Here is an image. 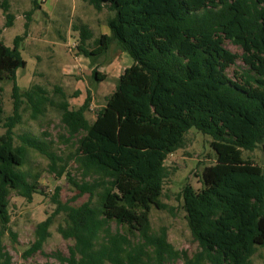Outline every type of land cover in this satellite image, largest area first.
Wrapping results in <instances>:
<instances>
[{
  "label": "trees",
  "instance_id": "obj_1",
  "mask_svg": "<svg viewBox=\"0 0 264 264\" xmlns=\"http://www.w3.org/2000/svg\"><path fill=\"white\" fill-rule=\"evenodd\" d=\"M97 11L108 7L111 35L104 34L89 51L92 30L81 24L76 46L92 61L105 55L113 41L134 64L120 76L105 107L90 122L91 97L73 109L60 87V102L49 99L41 85L22 91L17 72L27 66L22 55L23 36L8 47L1 38L0 72L13 82L14 115L0 120V264H12L3 245L11 228L10 197L16 192L32 202L45 194L40 174L23 171L31 149L46 156L59 178L67 174L78 191L79 206L63 203L60 189L52 196L55 212L36 228V241L24 253L29 258L42 251L59 214L66 216L58 232L74 244L69 255L55 253L62 264H251L264 248V167L244 151L260 148L264 154V0H88ZM5 27L15 15L7 0H0ZM29 19V17H28ZM28 27V24H27ZM232 41L243 54L229 51ZM241 58L246 69H228ZM97 81L105 77L93 71ZM26 104L33 118L48 105L61 115L69 140H75L74 158L83 171L80 182L65 170L45 142L30 134L19 137L20 110ZM195 128L212 138L213 165L202 172V187L183 188V208L199 249L192 255L168 241V230L154 232L153 208L163 209L161 197L170 155L184 146ZM96 199V201H94ZM112 224L116 225L113 229Z\"/></svg>",
  "mask_w": 264,
  "mask_h": 264
},
{
  "label": "rangeland",
  "instance_id": "obj_2",
  "mask_svg": "<svg viewBox=\"0 0 264 264\" xmlns=\"http://www.w3.org/2000/svg\"><path fill=\"white\" fill-rule=\"evenodd\" d=\"M7 1L11 5V13L15 15V22L12 27L4 28L6 18L0 10V29L3 31L1 38L12 48L17 36L24 37L22 55L27 61V66L17 72V82L21 90H28L32 85H41L47 90L48 98L57 105L60 96L56 87H60L66 93L73 109L80 108L90 95L87 118L93 122L115 91L120 76L126 68L134 64V60L116 41L111 43L105 55L94 62L91 58L79 54L76 46L80 39V29L77 27L86 24L92 30V39L87 43V49L91 51L99 37L104 34L111 35L108 20L114 13L108 7L97 11L88 0H48L45 4V0ZM225 46L232 53L242 56L243 49L232 41L227 40ZM246 68L239 58L237 65L228 69V74L234 79L236 72L241 73ZM94 70L103 74L105 80L97 81L93 75ZM14 102L10 75L0 72L1 121L14 115ZM56 105H48L44 114L33 118L31 110L24 104L20 110L22 122L16 128V144L20 143L19 137L25 133L45 142L63 165L67 162L65 170L71 173L75 181L80 182L83 179V171L80 164L71 158L76 153V143L75 140H69ZM4 133L5 129L1 123L0 136ZM211 142L210 136L195 128L189 130L184 146L170 155L165 162L170 175L165 181L161 197L164 208H153L151 212L153 231L158 232L165 227L168 230V241L177 250L187 251L189 255L198 251L199 245L191 235L183 208L182 191L186 185H192L196 190L202 187L204 168L216 161ZM244 156L252 158L264 167V154L260 148L244 151ZM23 171L28 174H40L39 183L45 194H35L32 202L16 192L11 194V228L17 238L13 240L6 235L3 245L12 257V264H62L55 257V253L68 256L69 248L74 244L73 240L63 238L58 232V228L66 224L64 214L55 217L49 230L51 236L42 251L29 258L24 253L36 241L37 225L52 215L57 208L52 200L56 188L60 189L61 201L70 202L74 206L88 201L89 196H81L75 201L78 191L67 178V174L59 178L51 171L48 158L36 150L29 151ZM112 227L115 229L116 225L112 224ZM169 264H184V261L180 258ZM251 264H264V248H260L251 258Z\"/></svg>",
  "mask_w": 264,
  "mask_h": 264
},
{
  "label": "crops",
  "instance_id": "obj_3",
  "mask_svg": "<svg viewBox=\"0 0 264 264\" xmlns=\"http://www.w3.org/2000/svg\"><path fill=\"white\" fill-rule=\"evenodd\" d=\"M47 1H48V0H45L43 3L45 4ZM44 4H43V5H44ZM42 8H43V7H42ZM42 8H41V9H42Z\"/></svg>",
  "mask_w": 264,
  "mask_h": 264
}]
</instances>
